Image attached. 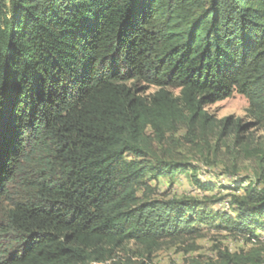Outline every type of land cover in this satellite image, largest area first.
Masks as SVG:
<instances>
[{
  "label": "trees",
  "instance_id": "obj_1",
  "mask_svg": "<svg viewBox=\"0 0 264 264\" xmlns=\"http://www.w3.org/2000/svg\"><path fill=\"white\" fill-rule=\"evenodd\" d=\"M234 93L264 128V0H0V264H146L117 252L150 258L197 224L256 242L264 188L212 215L150 186L191 172L214 190L156 145L244 134L207 110ZM214 264H264V246Z\"/></svg>",
  "mask_w": 264,
  "mask_h": 264
},
{
  "label": "rangeland",
  "instance_id": "obj_2",
  "mask_svg": "<svg viewBox=\"0 0 264 264\" xmlns=\"http://www.w3.org/2000/svg\"><path fill=\"white\" fill-rule=\"evenodd\" d=\"M159 90L156 87H149L146 94H155ZM171 91L174 94L179 93ZM248 109V100L238 93L207 109L219 120L234 118L241 121V124L247 127L244 134H231L221 140L218 139V134L211 135L208 144H201L198 147L187 141L185 136L187 129L183 128L174 136V139H179L178 143L169 141L164 146L156 145L162 158L172 154L178 162L192 165L196 168L194 175H197V181L214 187L213 191H204L195 184L191 172L180 173L151 181L150 186L157 187L158 190L159 197H156L194 199L202 202L204 209L212 215L217 213L233 215V208L229 207L227 199L240 193L235 191V188L239 185L247 187L255 184L258 189H263L264 179L261 177L259 158L256 153L252 156L248 153L264 148V128L252 126ZM239 137H243L241 143H238ZM9 209L8 202L0 203V221L4 219ZM195 227L200 230L199 234L184 236L177 241H166L150 258L142 257L141 247L134 243L126 245L124 250H119L117 257L122 260L132 259L137 263L144 261L146 264H214L217 261L218 250L237 253L264 246V230L257 233L256 242H249L244 237L218 229V223L216 226L197 224ZM111 263L108 261V264Z\"/></svg>",
  "mask_w": 264,
  "mask_h": 264
}]
</instances>
